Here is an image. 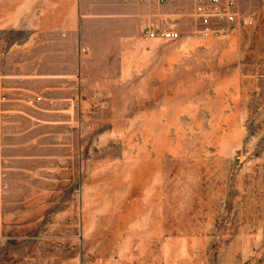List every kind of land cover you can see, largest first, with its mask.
<instances>
[{
  "label": "rangeland",
  "instance_id": "1",
  "mask_svg": "<svg viewBox=\"0 0 264 264\" xmlns=\"http://www.w3.org/2000/svg\"><path fill=\"white\" fill-rule=\"evenodd\" d=\"M134 1L0 0V264H264V0ZM55 49L68 105L11 98Z\"/></svg>",
  "mask_w": 264,
  "mask_h": 264
},
{
  "label": "crops",
  "instance_id": "2",
  "mask_svg": "<svg viewBox=\"0 0 264 264\" xmlns=\"http://www.w3.org/2000/svg\"><path fill=\"white\" fill-rule=\"evenodd\" d=\"M26 1V0H23ZM36 1V0H34ZM154 1V0H150ZM26 3V2H25ZM129 3L137 4L136 1L129 0ZM52 52V51H51ZM58 54V50L55 49L52 52V55H54V59L47 60V54L42 53L40 56H37L38 61L36 62V65L31 68H26L25 66L21 67L16 73H12V77H7L3 79V82L6 84L17 82L19 84H25V82H30L32 80H37L38 83L41 84V90L48 91L51 93V98L49 99V108L45 109V112L49 113H55V109L59 104L65 103L68 105L69 99L66 95L62 94L64 91L68 90V86L71 87L73 83V69L72 67L67 66H60L59 62L57 61L56 57ZM7 91L9 93V96L11 98L15 96H23L25 92H27V86H13L9 87L7 85ZM10 98V99H11ZM14 99V98H13ZM16 101H19L21 99L16 98L14 99ZM40 121H44L46 123H59L61 122L60 117L56 116H44L39 119Z\"/></svg>",
  "mask_w": 264,
  "mask_h": 264
},
{
  "label": "built area",
  "instance_id": "3",
  "mask_svg": "<svg viewBox=\"0 0 264 264\" xmlns=\"http://www.w3.org/2000/svg\"><path fill=\"white\" fill-rule=\"evenodd\" d=\"M236 5L237 0H198L195 15L200 25V32L210 35L225 31V23H232L236 20ZM247 20L252 22L251 18H247ZM147 32L150 37L160 36L172 39L179 36L176 29L168 26L149 28Z\"/></svg>",
  "mask_w": 264,
  "mask_h": 264
}]
</instances>
